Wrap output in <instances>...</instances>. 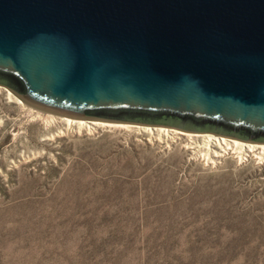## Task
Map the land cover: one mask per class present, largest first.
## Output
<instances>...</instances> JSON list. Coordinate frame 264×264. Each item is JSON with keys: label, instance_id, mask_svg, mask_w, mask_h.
Wrapping results in <instances>:
<instances>
[{"label": "rangeland", "instance_id": "374dc122", "mask_svg": "<svg viewBox=\"0 0 264 264\" xmlns=\"http://www.w3.org/2000/svg\"><path fill=\"white\" fill-rule=\"evenodd\" d=\"M0 85V264H264V162L78 133Z\"/></svg>", "mask_w": 264, "mask_h": 264}, {"label": "water", "instance_id": "95a60500", "mask_svg": "<svg viewBox=\"0 0 264 264\" xmlns=\"http://www.w3.org/2000/svg\"><path fill=\"white\" fill-rule=\"evenodd\" d=\"M0 84L61 114L264 143V0H0Z\"/></svg>", "mask_w": 264, "mask_h": 264}, {"label": "bare ground", "instance_id": "6f19581e", "mask_svg": "<svg viewBox=\"0 0 264 264\" xmlns=\"http://www.w3.org/2000/svg\"><path fill=\"white\" fill-rule=\"evenodd\" d=\"M0 89H4V87L0 85ZM7 91L10 98L14 97L21 102V100L16 95H14L13 92H11V90L7 89ZM55 116L53 114H49L45 117V121L54 122L56 120ZM63 119L66 120V123L71 125V127L77 126L76 132L78 133H83V131H85L86 133L90 134L93 132H98L99 129H135L138 132H149L153 137L156 135V139H161L162 135L167 136V147L175 145L179 140L186 139L189 142L186 146L188 148L198 147V151H195L196 154L200 158L206 160L207 163H220L222 158L227 157L230 154H236L238 160H246L248 157H254L259 159L261 162H264V143L261 142L245 141L214 133L187 131L167 126H151L127 122H112L98 119H87L85 117L72 115H67ZM191 143L197 145L192 146Z\"/></svg>", "mask_w": 264, "mask_h": 264}]
</instances>
